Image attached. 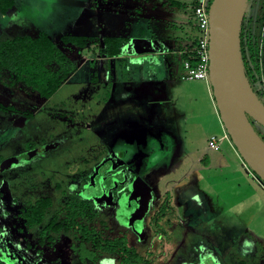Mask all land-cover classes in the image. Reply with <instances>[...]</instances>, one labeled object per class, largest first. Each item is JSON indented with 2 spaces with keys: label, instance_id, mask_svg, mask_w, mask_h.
Returning a JSON list of instances; mask_svg holds the SVG:
<instances>
[{
  "label": "rangeland",
  "instance_id": "374dc122",
  "mask_svg": "<svg viewBox=\"0 0 264 264\" xmlns=\"http://www.w3.org/2000/svg\"><path fill=\"white\" fill-rule=\"evenodd\" d=\"M168 1L16 0L0 15V42L42 31L75 66L49 98L0 84L6 264H119L70 233L39 244L37 227L20 216L41 198L53 213L80 196L95 205L94 225L124 236L148 264H264V184L222 140L209 81L180 80V50L198 32L193 0H177L181 9ZM263 4L250 0L246 16ZM66 35L97 44L66 45ZM104 37L127 41L107 56ZM262 62L264 86V45ZM211 136L219 151L208 148ZM157 209L160 236L148 222Z\"/></svg>",
  "mask_w": 264,
  "mask_h": 264
},
{
  "label": "trees",
  "instance_id": "16d2710c",
  "mask_svg": "<svg viewBox=\"0 0 264 264\" xmlns=\"http://www.w3.org/2000/svg\"><path fill=\"white\" fill-rule=\"evenodd\" d=\"M15 1L0 0V15H6L13 8ZM194 4L193 0L190 4L193 21L192 7ZM167 6L172 9H181L185 8L186 4L170 0ZM260 7L262 14H259L260 10L255 14L251 13L247 16L244 14L240 30V52L249 84L264 104L262 81L264 4ZM252 22H256V25L252 26ZM61 41L63 44L78 48L97 44L94 38L85 36L66 35L61 38ZM126 41V37H104L100 42L101 50L107 56H116ZM188 42L190 43L180 50L179 56L182 60H189L193 64L195 58L192 51L196 45V38ZM74 68L73 62L45 32L39 31L35 37L19 36L0 42V84L7 88L22 85L42 98H49L57 92ZM249 120L257 134L258 130H264L252 119ZM261 139L264 141V137ZM50 207L49 198H42L20 214L27 226L40 227L37 243L42 244L49 241L50 237L59 233H70L74 235L78 243L89 245L92 250L103 256L115 257L119 264L149 263L144 256L139 255L134 247L129 245L124 236L109 237L103 233L102 229L94 225L96 210L92 201L69 198L53 213L50 212ZM161 216H163L162 210L157 209L148 221L153 227L155 236H160L161 229H157V223ZM0 264L6 263L0 259Z\"/></svg>",
  "mask_w": 264,
  "mask_h": 264
},
{
  "label": "water",
  "instance_id": "95a60500",
  "mask_svg": "<svg viewBox=\"0 0 264 264\" xmlns=\"http://www.w3.org/2000/svg\"><path fill=\"white\" fill-rule=\"evenodd\" d=\"M248 0H212L208 8V81L220 121L241 159L264 184V104L246 77L240 30Z\"/></svg>",
  "mask_w": 264,
  "mask_h": 264
},
{
  "label": "built area",
  "instance_id": "2783aa9c",
  "mask_svg": "<svg viewBox=\"0 0 264 264\" xmlns=\"http://www.w3.org/2000/svg\"><path fill=\"white\" fill-rule=\"evenodd\" d=\"M192 7L195 27L198 32L196 45L192 51L195 58L192 64L189 60H182L178 68L180 80H208V40H209V20L208 8L212 0H194ZM222 140H228L225 132ZM209 149L219 151V138L209 137L207 141Z\"/></svg>",
  "mask_w": 264,
  "mask_h": 264
},
{
  "label": "flooded vegetation",
  "instance_id": "af4514ba",
  "mask_svg": "<svg viewBox=\"0 0 264 264\" xmlns=\"http://www.w3.org/2000/svg\"><path fill=\"white\" fill-rule=\"evenodd\" d=\"M250 1V0H249ZM251 14V13H250ZM245 15H246V13H245ZM176 70H178V68H176ZM124 155H125V153H124ZM69 198H71V197H69ZM68 197L67 198H65L64 199V201L60 204V205H62L66 200H68L69 199ZM80 198H81V196H80ZM42 199V198H41ZM36 203V202H35ZM34 228V227H33ZM37 229L39 230L40 229V227H37ZM37 230V231H38Z\"/></svg>",
  "mask_w": 264,
  "mask_h": 264
}]
</instances>
